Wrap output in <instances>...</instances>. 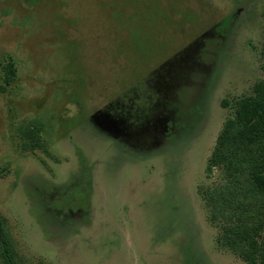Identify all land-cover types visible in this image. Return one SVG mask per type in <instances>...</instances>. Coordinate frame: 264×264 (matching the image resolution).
I'll return each instance as SVG.
<instances>
[{
	"label": "rangeland",
	"instance_id": "374dc122",
	"mask_svg": "<svg viewBox=\"0 0 264 264\" xmlns=\"http://www.w3.org/2000/svg\"><path fill=\"white\" fill-rule=\"evenodd\" d=\"M260 81L264 0H0V219L19 256L246 264L203 193Z\"/></svg>",
	"mask_w": 264,
	"mask_h": 264
},
{
	"label": "trees",
	"instance_id": "16d2710c",
	"mask_svg": "<svg viewBox=\"0 0 264 264\" xmlns=\"http://www.w3.org/2000/svg\"><path fill=\"white\" fill-rule=\"evenodd\" d=\"M13 73L10 64L6 85L11 84ZM210 165L220 166L225 176L224 183L203 193L209 219L221 232L222 246L246 264H264V81L254 86L252 95L236 102ZM0 264L45 263L19 256L0 219Z\"/></svg>",
	"mask_w": 264,
	"mask_h": 264
},
{
	"label": "flooded vegetation",
	"instance_id": "af4514ba",
	"mask_svg": "<svg viewBox=\"0 0 264 264\" xmlns=\"http://www.w3.org/2000/svg\"><path fill=\"white\" fill-rule=\"evenodd\" d=\"M117 126H119V128L117 127V130L119 132H127V131H130V125L127 123L126 120H122L121 121V124H118Z\"/></svg>",
	"mask_w": 264,
	"mask_h": 264
}]
</instances>
